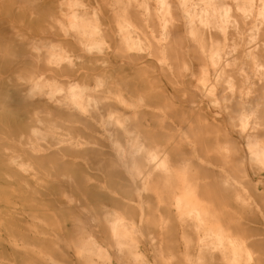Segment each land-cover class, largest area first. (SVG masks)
<instances>
[{
  "label": "clouds",
  "instance_id": "1",
  "mask_svg": "<svg viewBox=\"0 0 264 264\" xmlns=\"http://www.w3.org/2000/svg\"><path fill=\"white\" fill-rule=\"evenodd\" d=\"M0 17V264H264V0H0ZM178 109L200 114L191 138L167 131ZM154 191L203 219L117 231Z\"/></svg>",
  "mask_w": 264,
  "mask_h": 264
},
{
  "label": "bare ground",
  "instance_id": "2",
  "mask_svg": "<svg viewBox=\"0 0 264 264\" xmlns=\"http://www.w3.org/2000/svg\"><path fill=\"white\" fill-rule=\"evenodd\" d=\"M7 19L0 17V26H3L6 24ZM78 24V18L77 20L73 21V25ZM80 31L82 33V39L85 41H92L93 38L88 33V27L87 25H80ZM119 31L122 33L121 39L123 40L124 47L128 49L129 55H136L139 53V49L137 48V45L139 41L137 40L136 36L133 34V30L131 26L127 22H123L119 25ZM49 55L54 59H61L63 57V52L59 48H54L50 51ZM217 55L215 52L209 53V58L211 59ZM113 63H117L116 61H113ZM136 65L133 61L129 60L126 65L123 66L121 69L119 66L116 67V72L120 75L128 74L131 75L136 70ZM81 76L84 75V73H80ZM101 85L103 84V81L101 80L99 82ZM179 110V109H178ZM177 110V111H178ZM181 113V111H179ZM159 115V113H158ZM168 119L164 121V124L167 128V131L174 134L177 139H179V136L181 134L190 137V133L195 131V125L190 122H183L185 120V116L181 117V120H177L175 118L174 113H167L166 114ZM182 116V115H181ZM241 126L247 127V118L244 114H239L238 117ZM250 149L254 154L256 162L264 163V145H261L259 140L255 137L250 138ZM145 151V146L139 141L135 140L130 142L129 149L125 153V155L135 161V156L143 153ZM157 157L155 154H152V159L155 160ZM159 167L162 169L167 168V161H161ZM138 171V169H135ZM152 200L154 202L153 208H147L145 207L143 210L141 208L136 207L135 211L131 215L130 220L124 217H121L119 214H117L115 222H114V228L117 231H128L129 226L133 229L139 228L142 232L148 229L153 225V222L155 220H158L160 217H163L164 219L172 220L174 219L176 221V230L173 232L172 236L175 239L179 238V227L180 222L187 216L188 218H194L197 223L200 222V220L203 219V217L199 214L198 209L194 206L193 196L189 192H185L183 194H178L175 197L174 204L175 206L173 208H168L167 206V200L165 197H163L158 191H154L152 194ZM135 207V205H133ZM154 231L158 232V229H155ZM217 239L219 240V236L217 235Z\"/></svg>",
  "mask_w": 264,
  "mask_h": 264
},
{
  "label": "rangeland",
  "instance_id": "3",
  "mask_svg": "<svg viewBox=\"0 0 264 264\" xmlns=\"http://www.w3.org/2000/svg\"><path fill=\"white\" fill-rule=\"evenodd\" d=\"M179 111L180 110H178V112ZM180 115H182L181 117L185 116L187 122H190V123L196 125L197 118L199 117L200 114L199 113L192 114V113H184V112H181ZM253 182H255V181H253Z\"/></svg>",
  "mask_w": 264,
  "mask_h": 264
}]
</instances>
